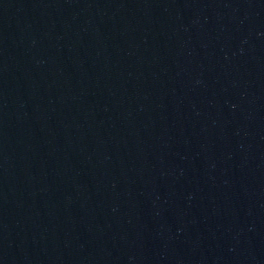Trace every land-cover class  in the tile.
I'll return each mask as SVG.
<instances>
[{
  "label": "water",
  "instance_id": "95a60500",
  "mask_svg": "<svg viewBox=\"0 0 264 264\" xmlns=\"http://www.w3.org/2000/svg\"><path fill=\"white\" fill-rule=\"evenodd\" d=\"M0 264H264V0H0Z\"/></svg>",
  "mask_w": 264,
  "mask_h": 264
}]
</instances>
